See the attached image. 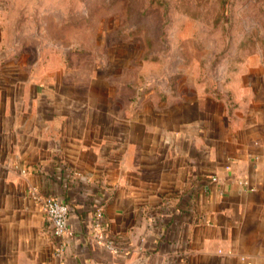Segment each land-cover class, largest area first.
Wrapping results in <instances>:
<instances>
[{"label": "crops", "instance_id": "crops-1", "mask_svg": "<svg viewBox=\"0 0 264 264\" xmlns=\"http://www.w3.org/2000/svg\"><path fill=\"white\" fill-rule=\"evenodd\" d=\"M9 31L0 21V264H264L263 53L220 95L125 102L78 90ZM44 196L70 206L61 241Z\"/></svg>", "mask_w": 264, "mask_h": 264}, {"label": "rangeland", "instance_id": "rangeland-1", "mask_svg": "<svg viewBox=\"0 0 264 264\" xmlns=\"http://www.w3.org/2000/svg\"><path fill=\"white\" fill-rule=\"evenodd\" d=\"M0 21L78 90L125 102L220 95L264 54V0H0Z\"/></svg>", "mask_w": 264, "mask_h": 264}, {"label": "built area", "instance_id": "built-area-1", "mask_svg": "<svg viewBox=\"0 0 264 264\" xmlns=\"http://www.w3.org/2000/svg\"><path fill=\"white\" fill-rule=\"evenodd\" d=\"M216 177H212V181H215ZM39 202L42 207V211L44 214V219L47 223L48 228L51 231V234L58 238L60 241L66 236L71 235V230L69 229L67 222L68 216L70 213V206L53 196H44L39 198ZM97 214L99 218L101 217L100 208L97 210ZM96 230L95 239L97 243L106 244L108 248L114 250L111 240L106 235L104 228L100 221H97L94 225ZM62 242L59 243L57 252L60 251L62 246ZM60 264H64L61 262Z\"/></svg>", "mask_w": 264, "mask_h": 264}]
</instances>
